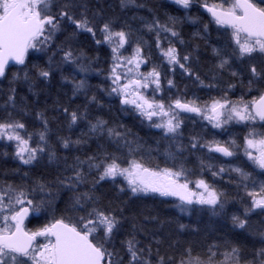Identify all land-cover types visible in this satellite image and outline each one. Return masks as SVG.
Instances as JSON below:
<instances>
[{
    "label": "trees",
    "instance_id": "trees-1",
    "mask_svg": "<svg viewBox=\"0 0 264 264\" xmlns=\"http://www.w3.org/2000/svg\"><path fill=\"white\" fill-rule=\"evenodd\" d=\"M129 1L132 5L125 13L123 10L121 12L118 10L113 0L109 2L100 0L91 6L85 5L83 11L89 14L95 12L100 17L107 14L112 19L125 20L129 33L145 41L149 51H153L149 41L150 36L156 31V29L149 30V25L159 21L160 24L174 29L179 36H170V46L176 48L181 62L184 55L189 56L187 66L204 82L201 85L195 75H189L183 69H178L176 65H170V75L171 67H174V80L177 82L180 79L177 88L183 91L185 99L204 102L220 99L226 95L229 101L236 102L243 99L248 102L258 98L264 91V81L257 80L249 86L251 76L248 68L231 55L233 45L228 29L222 26H219L222 28L221 32L212 29L217 24L201 10L200 5L204 0H194L186 11L179 9L171 0ZM207 2L210 5L219 4L222 0H207ZM229 4L230 0L224 6L228 7ZM79 14L81 13L76 15ZM189 18L194 19L195 23L190 24ZM91 23L95 27V24ZM205 24L208 25L207 31L204 30ZM64 36L69 35L64 34ZM88 36L90 34L87 32L77 34L78 40L75 38L74 45H71L73 52L85 55L90 65L98 67L93 61L95 59L100 67L104 66L105 54L100 47L91 46L92 42ZM63 41L61 38L60 43ZM213 49L219 50L221 55L218 56ZM224 58L229 59V64L225 68L217 67ZM43 62L39 56L33 59L28 56L23 65L9 66L0 79V123L13 121L23 123L25 125L22 129L23 135L28 139L31 134L29 141L35 144L39 140L37 147L46 149L38 153L37 159L31 165L24 166L12 155L10 146L4 149L0 145V186L24 187L35 199H39L44 192L37 190L32 193L31 190L37 183H44L56 194L57 199L51 213L45 212L27 223L26 228L30 231L46 225L43 219L45 216L48 217V222L63 216L65 222L72 223L75 212L78 217L86 214L85 211L71 210L72 200L71 196L67 195L68 188L60 186L57 194L58 178L74 176V170L69 166L75 165L77 158L80 161H87L89 157H94L93 163H100L106 157L115 156L119 158L118 162H122L127 156L139 158L141 155L150 154L145 155L143 159L140 158L142 165L153 169L154 156L158 158V162H161L159 151L154 145L159 133L143 128L137 117L123 113L120 104L118 105L116 101L118 99L110 96L104 68H92L91 74H85L80 78L78 68H48ZM156 64L158 68L167 69L161 63ZM256 66L258 70L263 68L259 64ZM40 69L50 70V76L47 79L41 77ZM232 72H236L237 75L233 76ZM165 74L169 78L168 69L165 70ZM182 76L187 78H181ZM81 81L84 82V86L77 89L76 85ZM229 85L234 87L230 88ZM12 89H15V92H12ZM10 95L14 98L13 103L8 101ZM72 112H76L80 117L74 124L71 123ZM45 121H47V129H45ZM100 121L104 122L103 125L92 131V125L99 124ZM109 129L113 130L111 136ZM40 132H45L46 141L40 140ZM116 133L119 135L117 136ZM63 139L71 142L69 147H63ZM76 141L80 143L77 144ZM49 152L55 153V159L49 160ZM170 152L172 154L174 152L175 158L182 155L186 158L185 151L170 147L166 153L170 154ZM79 170L85 174L86 182L79 184L75 192L90 193L97 198L100 207L113 212L120 220L113 245L124 256L125 264L127 256L121 242L133 235L140 242L139 247L151 248L152 255L149 258L152 264H157V252L159 256L165 258L167 264H180L182 258L187 259L186 252L189 249L194 257L199 256L203 260L209 249L219 252L231 250L233 246L241 249V264H244V261H252L257 251L264 249V238L259 240V237L263 236H257L264 227L262 224L264 215H250L246 220L248 231L231 230L235 210L230 209L234 215L222 219L204 217L196 218L197 221L192 217L186 219L173 211L167 200L151 195H132L122 179V181L116 180L118 182L105 179L93 184V181L99 179L103 167L90 169L89 163L86 162L80 165ZM211 174L210 176L206 173V177L212 179L214 176L213 173ZM216 185L218 190L230 196L242 197L246 194V190L232 189L231 182ZM86 207H92L91 202ZM181 225L184 227L181 228ZM169 257L172 258L171 261H168Z\"/></svg>",
    "mask_w": 264,
    "mask_h": 264
},
{
    "label": "snow or ice",
    "instance_id": "snow-or-ice-1",
    "mask_svg": "<svg viewBox=\"0 0 264 264\" xmlns=\"http://www.w3.org/2000/svg\"><path fill=\"white\" fill-rule=\"evenodd\" d=\"M178 5L187 9L194 0H174ZM123 3V0H122ZM229 0H222L219 4L209 5L204 0L202 6L210 13L214 22L219 26H225L232 30V41L235 45L232 48L231 55L237 59L249 61L253 60L256 55L264 57V7H259L253 0H234L228 7L224 5ZM73 0H64L63 6L56 9L53 0H0V77L5 75L6 66L9 61H15L16 64L23 65L25 63V54L29 49L37 51H45V49L53 44L56 34L64 30V25L74 26L73 32L67 38L70 40L79 32H87L99 45L102 43L113 42L112 38L119 37V44L112 47L113 64L110 67L109 79H111L113 87L111 93H116L121 97L122 105H133L138 113L151 121V126L163 129L165 134H178L181 126L180 112L195 113L203 116L204 119L212 123L214 128H220L222 124H227L232 120L237 122H247L259 120L264 122V94L251 101H229L225 96L220 99H213L211 104L198 106L195 100H182L177 97L167 106L162 102H157L155 98L149 99L142 90L152 88L153 97L156 92L161 91V73L156 67L147 73L139 71L140 65L146 63V59L141 54V48L137 46L130 57H125L120 49L128 43L127 34L124 31L113 32L109 23H104L100 31L104 34L103 40L96 39V30L86 15L81 13L78 19L71 11ZM55 9V11H54ZM171 19V18H170ZM149 30H157V48L161 50L162 55L167 59L170 65H179L185 73L195 75L203 85V80L192 72L187 66L189 56L181 57L177 53L175 47L170 46L166 50L161 47L159 34L160 32H170L172 37H178L179 34L156 21L154 25H149ZM208 25H204L207 31ZM183 43V41H180ZM63 61L73 63L76 57L71 49L64 50ZM218 56L220 51L213 49ZM51 60V58H50ZM229 64V59L220 60L217 65L219 68H225ZM81 71L86 69L81 67ZM249 71L251 79L249 86L257 80L264 81V69L258 70L256 64L250 63ZM236 76V72L231 73ZM39 75L45 79L50 76V70H39ZM27 79V73H25ZM127 81V82H124ZM169 86H173V81L168 80ZM155 86L154 88L152 86ZM84 82L81 81L76 85L77 89H81ZM214 87V85H207ZM234 87V85H229ZM15 92V89H12ZM131 97V98H130ZM94 99V98H93ZM9 103L14 102L12 95L8 97ZM179 110V111H177ZM67 112V109H65ZM41 114H38L40 116ZM71 123L74 124L80 118L76 112L70 113ZM153 117H160V122L153 121ZM103 121L99 124L92 125L91 130L96 131L98 127L103 125ZM25 125L19 121L0 123V138L6 137L10 141H16V157L25 164H31L37 159L38 153L46 151L45 147L32 148L29 146V140L23 138L16 129H24ZM45 129H47V121H45ZM109 135H113V130L109 129ZM118 136L119 133H116ZM259 135L260 139H245L247 150L245 154L250 161H253L257 167L264 170V133L250 132L249 136ZM40 140L46 141L45 132L39 133ZM68 139H63V147L70 145ZM75 143H80L76 141ZM207 146L210 151L221 153L230 157L233 152L228 147L221 145L219 142H209L207 145H199L198 141L193 140L192 147ZM253 151L257 154L254 155ZM55 159V153L49 152V160ZM94 157H89L87 161H80L77 158L75 165L69 166L74 170V176H67L57 181V194L60 186L68 188L70 191L75 190L77 186L85 181V174L79 170L83 163H89V168L100 169L99 179L93 181V184L106 178L114 179L117 176H123L130 187L133 195L137 193H158L161 196H176L185 204L208 205L216 213V207L220 209L224 207V193H219L203 180L198 179L195 182L197 192L189 189L190 182H180V177L184 175V169L181 167L179 171L171 169H162L152 171L144 167L135 160L129 162L128 167H121L118 162L119 158L112 156L106 157L100 163H93ZM220 172L225 169L221 168ZM232 171L239 173L247 178V174L240 168H234ZM219 173L213 172V176ZM47 189V197L36 201L30 198V192L24 187L7 185L0 188V264H125L124 256L120 250H117L113 241L115 233L119 230L120 220L113 212L102 208L90 193H75L71 198V210L85 211L75 222H65V217L55 219L35 231L28 232L24 230V220L30 214H40L41 212L53 210V204L56 194L52 192L48 185L37 183L32 188V193L39 190L45 192ZM123 191V189H121ZM252 197L251 208L245 210V215L254 209L264 210V184L261 185L259 193L249 192ZM91 202L92 207L86 206ZM181 211H186L181 207ZM70 219V218H69ZM233 223L238 228L246 227V220L233 216ZM184 226L181 225V228ZM38 238H43L46 242H41ZM139 241L135 236H131L121 242L122 249L127 256L126 264H152L149 257L152 255L150 247L147 249L139 247ZM112 249L109 250V246ZM157 264H167L163 256H159ZM187 259L182 258L180 264H241V249L231 247L230 251L225 252L224 259L220 261L214 260L217 255L209 249L207 260H202L199 256H193L191 250L186 252ZM172 258L169 257L168 261ZM244 264H264V249H260L255 253L252 261H244Z\"/></svg>",
    "mask_w": 264,
    "mask_h": 264
},
{
    "label": "rangeland",
    "instance_id": "rangeland-1",
    "mask_svg": "<svg viewBox=\"0 0 264 264\" xmlns=\"http://www.w3.org/2000/svg\"><path fill=\"white\" fill-rule=\"evenodd\" d=\"M96 1H100V0H94V1L93 0H73V7H72L71 11H73V13L75 15L77 13H83L84 15L87 16V18L91 22H93L95 24L94 28L96 30V39L103 40L104 34L101 33L100 29L103 26V24L106 23V22L110 24L111 30L113 32L124 31L127 34L128 43H126L124 45V47L120 49V52L123 54V56L130 57L133 54V51H134V49L137 46H139L141 48V54L146 59V63L140 65L139 71L141 73H147V72L151 71L153 67H156L157 70L161 73V91L156 92L154 94V97H153L152 88H149V89H146V90H142L144 92V94L146 96H148L149 99L155 98V100L157 102H162L166 106L169 103H171L172 101H174L177 97L181 98L182 100H195V99H185L183 91L178 90L177 83H178V81L180 79H178V81L175 82V80H174L175 72L173 71L174 67H171V72L172 73L170 75V64L167 62V59L162 55L161 50L159 48H157V30L154 31L151 34V36H150L149 41H150V44L152 45L153 51H149L148 47H147V43L145 41H143L142 39H137V38L133 37L129 33V31L126 29L125 20H120L119 18H118L119 20L112 19L107 14L102 16V17H100V16H97L95 14V12L93 14L92 13L89 14V13L83 11V9L85 8V5L86 6H91L93 3H96ZM113 1H115L116 5L118 7V10L120 12H121V10H123V13H125V11L128 10V8H130L131 5H132L131 1H129V0H123V3H122V0H113ZM253 1L255 3L261 4L264 7V0H253ZM53 2L56 4V9H58V8L63 6L64 0H53ZM107 2H109V0H107ZM232 2H234V0H230V3H232ZM175 5L181 10H184V11L188 10V8L185 9L181 5H178L176 3H175ZM54 11H55V9H54ZM80 16H81V14L76 15V17L78 19L80 18ZM188 22L190 24H194L195 23L194 19H191V18L188 19ZM69 27H71V28L73 27V28L70 29ZM212 29H214L217 32H221L222 31V28L219 27V25L218 26L217 25L214 26ZM227 29H228V34H229V36H230V38L232 40V35H231L232 30L230 28H227ZM73 30H74V26H69L67 23H65L64 30L56 34V37L54 39L53 44L49 45L45 49V51H37L36 49H29L28 52L26 53L25 59L28 56L31 59L39 56L40 60L44 61L45 63L43 62V64L46 65V67H48V68H78L79 71H80V74H81L80 78H83L85 74H91V69L92 68H104V74H105L106 80L108 81V86H109L108 91L110 93V96L111 97L114 96V97H116L118 99L116 101H117L118 105L120 104L119 106H121L123 113L125 115H132V116L137 117L138 122L142 125L143 128L151 129V130L159 133V135L157 136V139L154 141V145L156 146L157 151H159L158 154L160 155L159 158H160L161 162H158V160H157L158 158L156 159V157L154 156L152 158L153 166H155V167H153V169L150 168V167H146L145 165H143V166L146 167V168H149L152 171H159V170H162V169H165V168L171 169L173 171H179L181 169V167H183V169L185 171H184V175H182L180 177V182L181 183L190 182L189 183L190 190L197 191V192L202 191V189H197L196 188L195 182L198 179H203L210 186V188H212L215 191L219 192L217 185L215 186V183L213 182L214 179H210V178L206 177L205 175L202 176L200 169H197V168L194 169L192 167H189V164H188L189 157H187V159H186L182 155L181 157L177 156L175 158L174 157L175 156V154H174L175 151L173 152V154H172V152H170V154L166 153V151L170 150V147H172L173 149L185 151L184 147H186V145L188 143L184 139V135H183V131H182L183 126L185 125V123H187V121L190 122L194 118L195 119H203V117L200 116V115H197L195 113L180 112L179 116H180V119H181V126H180V129L178 130V134H176L175 136H173L172 134H167L166 135L163 129L152 127L151 126L152 122L148 121L146 118L142 117L138 113V111L135 109V107L133 105H122L121 102H120L121 97L119 95H117L116 93H111V88L113 87L111 79H109L110 67L113 64V60H112V55L113 54H112L111 49H112V47L117 46L119 44V37H115L114 36L112 38L113 42L111 44L102 43V44L98 45L95 42V40L92 38L91 34H90V36H88V38L92 42L91 46L92 47H100L102 52L105 54L106 63H105L104 66L100 67V64H98L95 59L93 61L98 67L90 65V64L87 63V59L85 58V55L80 54V53H76V52H73V55L77 58L75 62H73V63L64 62L63 61L64 52L61 51V47H63L64 50H69V49L72 50L73 48L71 47V45H74L75 38H76V40H78L77 39V35L75 37L71 38L70 40H68L67 38L69 36L66 37V36H64V34L70 35L73 32ZM172 30H174V29H172ZM170 36H171L170 32H160V34H159L161 47L163 49H165V50L168 47H170ZM61 38L64 41L60 43ZM232 45H233V47L235 46L233 44V41H232ZM50 58H51V60H50ZM238 60H240V59H238ZM157 62L163 64V67L165 66L169 70V76H168L169 78H167V76L165 74V70H167V69L158 68V66L156 64ZM240 62L243 63L245 68H248V70H249L250 63H254L256 65L259 64V65H261L263 67L262 69H264V57L259 56V55H256L255 58L253 60H251V61H249L248 59H245L243 61L240 60ZM16 66H20V64L16 65ZM81 67L85 68L86 70L85 71H81L80 70ZM176 67H178V69L182 70L179 67V65H176ZM249 76H251V74ZM183 77H186V76H182L181 78H183ZM169 79H171L173 81V86H169V84H168V80ZM124 82H127V81H124ZM152 87L154 88L155 86L153 85ZM195 101L197 102L198 106H203L205 104H209L210 105L211 102H212V100L211 101H204V102H199L197 100H195ZM177 111H179V110H177ZM160 119H161L160 117H153V121H155L157 123L160 122ZM204 120H206V119H204ZM241 123L242 122H237L236 120H232V121H230L227 124H222V126L225 127L228 124H235L237 126H240ZM253 123H254V121H253ZM210 125H211V127H213L212 123H210ZM255 127L259 128V129H262L263 125L260 124L259 122H257V120H256L255 121ZM15 131L19 132V134L23 138L27 139L25 137V135H23L22 129H16ZM213 135H215V133H213ZM211 137H208V139H211ZM249 138L250 139H260L262 137L261 136H258V137L254 136V137H249ZM38 141L35 142V144H32L29 141V146L32 147V148H36L37 145H38ZM229 141L231 142L230 145L227 146L226 144H224L223 146L228 147L229 150H231L232 148H234V144L235 143H234V140H232V139H229ZM16 144H17L16 141H10L6 137L0 138V145H2V147L4 149H7L10 146V151H11L12 155L15 156V157H16V155H15V153H16ZM242 149L244 150V152H243L244 158L243 159H244L245 163L251 165L252 167H254L255 163L253 161H250L248 159L247 155L245 154V152L247 150L246 144H244ZM216 153H218V152H216ZM253 154L256 155L257 153L255 151H253ZM145 155L148 156L150 154L141 155L139 158H137V157L134 158V157H131V156H129V157L127 156V158H125L122 162H119V163H120L121 167H128L129 166V162L133 161V160H135L138 163L143 164L140 161L141 160L140 158H142V159L145 158ZM17 159H18V163H20L21 165L26 166L25 164H23L20 161L19 158H17ZM195 164L199 166L197 161H195ZM28 165H31V164H28ZM200 166H203V164H200ZM234 168H239V167L238 166H232V169H234ZM207 174L210 175L209 173H207ZM226 174L228 176H230V177L232 175L241 176L239 173H237L235 171H233L232 173L230 172V173H226ZM106 179L111 181V182H114V181L118 182L116 180H120V181L123 180V182L128 187L129 191L131 192L130 187H129L128 183H127V180L123 176H117L114 179H112V178H106ZM217 184H219V183H217ZM260 187H261V185H260ZM0 188H3V187L0 186ZM76 190H78V188H76L75 190H71V191L69 190L67 195L71 196V198H72L73 195H74V192ZM244 190H246L245 191L246 195L244 194L242 197H236L235 195L234 196H230V195L225 194V196L223 197V199L225 201L224 207H223V209H220L219 206H217L216 207V213L217 214H214L212 208L210 206H208V205H200V204H195V203L190 204V205L189 204H184V203L178 201L174 196H161L158 193H152V192H149V193H137L135 195H140V196L151 195V196H157L158 198L163 199V200H167L169 207H171V209L173 211H176V213H178L180 216H183L186 219H189V218L192 217L195 221H197V219H200L202 217L207 218V219L208 218L222 219L224 217H226V218L230 217L229 215H234V214L231 213L233 211H230V209L236 211L235 212L236 213L235 214L236 217H239L240 219H244V220H247V218L250 215H253V214H259L260 216H263L264 215V210L259 209V208L254 209V210L248 212L247 215H245V210L248 209V208H251V205H252V197L249 196L248 193L249 192H257V193H259V191H257L254 188H251V189H248V190L246 188H244ZM45 192H47V190H45ZM45 192L42 194V196L39 199H35L32 195H30V198H34L36 201H39L41 198H46L47 197V193H45ZM75 193H77V192H75ZM219 193H223V192H219ZM56 201H57V199L55 200V202ZM54 205L55 204H53V207H54ZM181 207L185 208L186 211H181ZM45 212L51 213L52 211L50 210V211H45ZM45 212H41L40 214H30L27 217V221L25 223V230L28 231V232H32V231H30V230H28L26 228L27 223L31 219H33L34 217H39L40 215L44 214ZM72 218H73V222L78 220L79 217H78L77 212L74 213ZM43 219H44V223L45 224L50 223V222L47 221L48 220L47 216H45ZM51 222H54V221H51ZM0 224H2V217H0ZM262 224H264V223H262ZM246 225H247V222H246ZM230 227H231V230L232 229L242 230V228H238L234 224H232ZM243 229L248 231L247 227H245ZM263 234H264V227L262 228V231L257 235V236H263V237H259V240L264 238ZM38 240H40L41 242H46V241L43 240V238H38ZM109 250H111V245L109 246ZM227 251H230V250H220L219 252H216L217 255L214 257V260H216V261L223 260L224 259V255L223 254L225 252H227ZM208 255H209V251H208L207 255L204 256L205 259H203V260H207Z\"/></svg>",
    "mask_w": 264,
    "mask_h": 264
},
{
    "label": "flooded vegetation",
    "instance_id": "flooded-vegetation-1",
    "mask_svg": "<svg viewBox=\"0 0 264 264\" xmlns=\"http://www.w3.org/2000/svg\"><path fill=\"white\" fill-rule=\"evenodd\" d=\"M257 5L263 7L259 3H257ZM255 121L254 123L253 121L242 122L240 126L228 124L227 126H221L220 128L211 127L210 122L204 120V118H194L190 122L187 121L182 128L184 139L188 143L185 147L186 158L189 157L188 161L198 162L199 166H197L201 170L202 176H206V172L209 173L210 176L213 172L219 173L212 178L214 179L213 182L215 184H229L231 182L233 184L231 186L232 189L244 190V188H246L248 190L254 188L259 191L260 185L264 184V170L256 165L252 167L251 165L246 164L243 159L244 150L242 149L245 144V139L254 137L249 136L250 132L254 131L257 134L264 133V122L257 119V122L263 125V128L259 129L255 127ZM213 133H215V135H213ZM256 136L258 137L259 135ZM208 137H211V139H208ZM194 138L198 141L199 145H207L209 142L216 141L221 145L226 144L227 146L231 144L229 139H232L235 143L234 148L230 150L233 152V155L230 157L224 156L221 153L208 150L209 148L207 146L193 148L192 143ZM200 164H203V166H200ZM197 166L195 165V168H197ZM232 166H238L242 169L243 172L247 174V178L239 175L228 176L226 173L233 172ZM221 168H224L225 171L220 172L219 170ZM218 191L222 192L220 190Z\"/></svg>",
    "mask_w": 264,
    "mask_h": 264
},
{
    "label": "water",
    "instance_id": "water-1",
    "mask_svg": "<svg viewBox=\"0 0 264 264\" xmlns=\"http://www.w3.org/2000/svg\"><path fill=\"white\" fill-rule=\"evenodd\" d=\"M201 9L208 15V17L212 20V21H214L213 19H212V17H211V15H210V13H208L206 10H205V8L203 7V6H201ZM225 27V26H224ZM26 55V54H25ZM14 65H19V64H16L15 63V61H9V64L6 66V68L7 67H9V66H14ZM6 70V69H5ZM2 77H0V79H1ZM262 94H264V92L262 93ZM178 201H180V202H182L178 197H176V196H174ZM182 203H184V202H182ZM185 204V203H184ZM26 220H27V218H25V220H24V223L26 222Z\"/></svg>",
    "mask_w": 264,
    "mask_h": 264
},
{
    "label": "bare ground",
    "instance_id": "bare-ground-1",
    "mask_svg": "<svg viewBox=\"0 0 264 264\" xmlns=\"http://www.w3.org/2000/svg\"><path fill=\"white\" fill-rule=\"evenodd\" d=\"M188 164H189V167H192V168H194L195 169V162H193V161H189L188 162ZM195 164V165H194ZM197 166V165H196ZM190 169V168H189ZM197 169H199V167L197 166Z\"/></svg>",
    "mask_w": 264,
    "mask_h": 264
}]
</instances>
